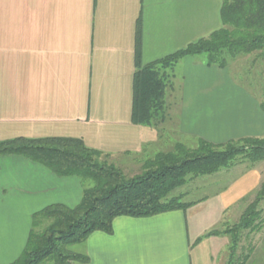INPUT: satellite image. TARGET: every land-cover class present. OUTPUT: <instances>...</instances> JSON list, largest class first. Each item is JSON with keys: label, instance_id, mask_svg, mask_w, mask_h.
<instances>
[{"label": "crops", "instance_id": "obj_1", "mask_svg": "<svg viewBox=\"0 0 264 264\" xmlns=\"http://www.w3.org/2000/svg\"><path fill=\"white\" fill-rule=\"evenodd\" d=\"M220 9V0H0V142L73 138L112 158L139 156L160 134L132 122L137 69L219 30ZM232 63L220 69L188 57L169 69L159 128L215 145L264 138L260 102L231 79ZM77 180L0 156V264L20 257L34 214L79 203ZM261 183L251 168L185 211L115 218L111 233L81 244L85 264H228L222 232ZM255 241L243 264H264V229Z\"/></svg>", "mask_w": 264, "mask_h": 264}, {"label": "trees", "instance_id": "obj_2", "mask_svg": "<svg viewBox=\"0 0 264 264\" xmlns=\"http://www.w3.org/2000/svg\"><path fill=\"white\" fill-rule=\"evenodd\" d=\"M222 27L208 37L189 44L135 73L132 122L157 128L165 119V94L168 71L188 57H200L209 67L227 68L230 63L251 58L264 65V0H220ZM264 94V92H263ZM264 112V95L260 102ZM162 140V136L159 137ZM144 145L140 155L149 152ZM20 156L37 163L59 178L91 181L82 189L79 203L69 208L55 204L32 217V229L20 257L12 264H85L88 258L73 253L70 247L81 245L94 232L112 231L118 217L148 218L171 211H185L194 203L180 201L170 194L182 186L187 176H209L237 164L251 167L264 161V138H246L215 145L198 139L193 148L175 142L144 160L141 172L127 178L109 163V155L90 149L79 139H14L0 142V156ZM264 180L238 222L226 226L230 239L228 264H243L237 256L241 238L263 228L261 203ZM44 221L49 224L35 231ZM218 234L210 232L207 236ZM252 248L249 250L251 252ZM237 256V257H236Z\"/></svg>", "mask_w": 264, "mask_h": 264}, {"label": "rangeland", "instance_id": "obj_3", "mask_svg": "<svg viewBox=\"0 0 264 264\" xmlns=\"http://www.w3.org/2000/svg\"><path fill=\"white\" fill-rule=\"evenodd\" d=\"M229 75L234 82L248 84L252 88V94L258 99L259 102L263 100L264 92V65L261 63H253L251 58H244L232 63V67L229 68ZM159 129V134L162 136V140L159 143L149 149L148 154L139 155L135 157H110L109 163L114 164L117 168L123 171L127 178L138 175L142 170V165L145 159L152 157V155L158 151H165L171 147L175 142H181L186 146L193 148L197 145L195 138L181 136L173 132L172 127L167 123H164ZM225 144V143H224ZM222 145V144H217ZM251 168H257L260 171L262 182L264 180V161L255 164L253 167L248 163H241L232 166L227 169L220 170L219 172L209 176H192L186 177L185 182L182 186L176 188L170 195L173 197H180L181 202H194L201 200L205 196H208L215 189L226 184L228 181L233 180L240 172ZM77 180V179H76ZM82 189H86L92 186L91 181H80L77 180ZM255 193L245 200L246 205L253 199ZM245 205V206H246ZM69 208L74 207L65 205ZM262 208V220L264 229V202L261 203ZM49 224V221H44L35 231H41ZM233 225L232 222H228L227 226ZM226 226V225H225ZM223 225V227H225ZM256 239V233L250 234L249 236L244 235L241 238L237 256L242 260L243 255L248 254L249 250L254 247ZM82 245H75L69 248L73 253H82ZM236 256V257H237ZM43 264H53L52 262H44ZM77 264V263H74Z\"/></svg>", "mask_w": 264, "mask_h": 264}]
</instances>
